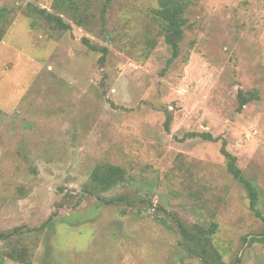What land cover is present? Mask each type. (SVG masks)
<instances>
[{
    "label": "rangeland",
    "instance_id": "374dc122",
    "mask_svg": "<svg viewBox=\"0 0 264 264\" xmlns=\"http://www.w3.org/2000/svg\"><path fill=\"white\" fill-rule=\"evenodd\" d=\"M186 1L170 63L159 0H116L106 14V0H88L86 26L62 15L70 30L39 13L57 14L53 0H0L13 11L0 42V233L21 229L0 239L3 264H203L175 216L217 223L226 264H264V0ZM84 39L108 49L104 64ZM240 92L252 98L238 111ZM106 164L126 181L100 197L125 201L84 191ZM17 246L25 262L5 256Z\"/></svg>",
    "mask_w": 264,
    "mask_h": 264
},
{
    "label": "trees",
    "instance_id": "16d2710c",
    "mask_svg": "<svg viewBox=\"0 0 264 264\" xmlns=\"http://www.w3.org/2000/svg\"><path fill=\"white\" fill-rule=\"evenodd\" d=\"M116 0H106L103 6V14H106L111 4ZM88 4V0H53L52 8L57 13H50L47 10L40 9L39 13L48 22H55L65 30H70L71 26L67 24L63 18V14H70L73 20L79 26H86L88 24L89 16L85 14V11L81 12V6L84 5L85 9ZM189 2L186 0H159V7L155 10L157 30L159 35L163 37L164 42L169 46L172 57L170 63L175 61L181 51V43L184 39L185 28L187 26V18L185 14L188 9ZM12 10L7 7L0 8V42L3 40L6 32L11 27L13 22ZM105 16L103 15V18ZM84 43L94 52H101L102 57L100 62L105 63L106 56L108 53L107 48H102L91 44L88 40L84 39ZM150 50L148 49V55ZM147 55V56H148ZM252 97H248L244 93L239 94V108L241 111L250 101ZM171 116H168L165 123V127L169 130L171 123ZM199 136L204 140L211 142H218L219 138H214L211 134H194ZM221 154L227 159V169L230 175L239 182L247 191L250 200V209L255 214L256 217L262 219L260 211L257 209V204L259 201L258 189L253 185L251 181L246 179L242 170L238 167V159L236 156L232 155L227 150V142H222ZM126 181V171L119 166H114L110 164L99 165L93 171L91 175L90 184L85 186V192L92 195H97L99 200L103 204H113L125 201L124 197L118 199L106 200L100 197V194L106 193L114 189L116 186L124 183ZM175 218V225L178 232L183 238V242L191 251V255L200 259L203 264H226L223 261V255L218 247L214 244L213 237L218 230V224H210L208 229L203 228L201 225L193 224L188 225L182 219ZM17 233L21 234V229L17 228L14 231L4 234L0 233V239H7ZM264 236V235H263ZM258 239L255 237L252 240ZM29 250L23 246L13 247L5 253V256L11 260L25 262L28 258ZM240 259L234 264H239ZM3 264V261H0Z\"/></svg>",
    "mask_w": 264,
    "mask_h": 264
}]
</instances>
